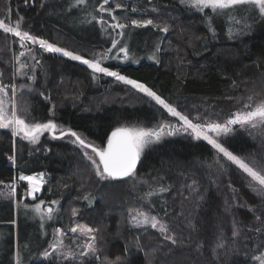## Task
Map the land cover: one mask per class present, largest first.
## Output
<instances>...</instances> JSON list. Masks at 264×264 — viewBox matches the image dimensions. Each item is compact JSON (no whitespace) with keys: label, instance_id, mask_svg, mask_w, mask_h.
Segmentation results:
<instances>
[{"label":"trees","instance_id":"obj_1","mask_svg":"<svg viewBox=\"0 0 264 264\" xmlns=\"http://www.w3.org/2000/svg\"><path fill=\"white\" fill-rule=\"evenodd\" d=\"M56 3L59 0H0V19L15 23L23 17V30L87 59L111 48L113 38L121 39L117 35L120 29L108 27L113 20L107 12H97V20L103 16L108 23L102 26L98 22L99 32L91 37L55 15L49 8H58ZM117 3L123 7L115 9ZM105 7L115 9L113 15L121 22L153 19L168 26L167 33L152 26L124 29L128 38L142 34L150 42L138 43L139 47L127 44L133 58L125 60L121 53L107 65L146 84L190 118L199 115L202 121L222 123L249 96L253 103L264 99V91L255 95L240 87L242 80H264V23L250 33L216 40L204 15L189 11L180 0H110ZM26 44L33 53L21 56L25 49L19 38L0 30V81L16 85L18 107L27 108L29 119H53L97 145H104L119 126L156 127L166 122L181 128L177 118L130 85L101 73L93 79L87 65ZM157 44L161 49L157 59H149ZM118 47L112 50L115 55ZM18 57L29 65L24 70L27 75L17 74ZM33 75L34 81L28 78ZM23 85H30L31 90ZM233 129L219 140L234 154L264 168V129L238 125ZM168 131L145 149L134 178L110 181L95 174L83 149L69 140L74 139L71 136L53 139L46 132L35 145L17 137L13 164L8 159L13 154V137L10 130L0 129V181L8 184L20 174L41 172L48 181L36 200L22 197L21 188L10 197L8 189L0 185L4 193L0 196V227L8 225L12 236L15 205L59 200L62 224L76 222L98 230L94 234L101 250L99 260L91 256L43 260L37 256L26 264H81V259L84 264H258L255 257L264 251V195L253 192L248 187L250 178L206 141L183 130L173 135ZM160 187L168 191L159 193ZM153 190L156 195L145 197ZM84 196H90L91 203ZM133 208L166 222L178 243L164 240L150 227L134 228L129 219ZM73 209L78 215H73ZM234 220L236 236L232 234ZM42 248L43 240L34 244V253Z\"/></svg>","mask_w":264,"mask_h":264},{"label":"snow or ice","instance_id":"obj_2","mask_svg":"<svg viewBox=\"0 0 264 264\" xmlns=\"http://www.w3.org/2000/svg\"><path fill=\"white\" fill-rule=\"evenodd\" d=\"M88 0H75L74 6L84 5ZM182 3L187 4L189 7L195 8L200 12H204L206 9H210L211 12L217 16L226 15L230 19H235L234 13H248L251 15L253 12L257 13L259 16L264 17V0H181ZM28 3V0H25ZM110 0H103L100 4L98 11L101 13L107 12L111 19L115 23L108 25L113 30L120 29L121 31L117 35L121 38L119 40L113 38L111 48L106 49L103 53L97 54L92 59H87L82 55H79L73 51L66 50L64 48L58 47L54 43L40 38L38 36L32 35L29 31L22 29L23 17H19L15 23L11 21L6 23L5 19H0V30L5 34H11L14 37L19 38L20 47L25 49L20 53L21 56L27 54H32L33 49L27 47L26 42H31L32 44H38L44 51L49 53H62L63 56L70 58L74 61H81L83 64L87 65L89 69L92 70L93 79L96 78V73H101L109 77H114L117 81L123 82L126 85H130L133 89L145 94L155 101L156 104L160 105L163 109L167 111L172 117L178 119L181 122V128L177 129L166 122H161L156 127H128L119 126L111 131L110 135L107 136L106 144L97 145L94 142L88 141L86 138L82 137L76 131L71 128H63L59 126L53 119H48L46 122L35 121L34 119H29V114L27 108L21 110L18 107L17 87L15 84H4L0 81V129L10 130L11 136L13 137V154L8 156V159L15 164V138L19 137L22 140H26L29 143L35 145L40 141V137L44 133H51L53 139H60L65 136H71L74 139L71 141L73 144H78L81 149H83V156L91 163L95 174L101 180H125L127 178H134L136 176L137 165L141 160V156L145 149L151 144L159 141L162 135L165 134V130L169 129L168 135H173L175 132L183 130L189 132L194 139L206 141L213 149L216 150L218 154H222V157L231 164L237 166L243 173L250 178L248 187L258 195H264V168H258L253 163L248 162L245 158L234 154L229 150L218 138L222 135H227L231 133L234 129L233 126L238 125L241 128L249 129H264V99L253 103V97H248V102L243 105V107L236 112L232 113L227 120L224 122H217L213 120L202 121L200 116L197 115L195 118H190L189 115L184 114L179 111L176 106L169 103L166 99L162 98L156 91L148 87L146 84L141 83L135 79H130L127 76L121 75L117 71H112L108 67L102 66V62L109 58V54L113 49L118 46V52L116 57L123 54V59L128 60L133 57L130 56V48L127 43L124 42L125 32L124 29L129 27L132 28H147L152 26L158 29L160 32L167 33L169 28L167 25H159L153 19H130L125 22H121L120 19L113 15L115 9H120L123 7L122 4L117 3L115 9L111 7H105L109 5ZM133 12H136L135 8H132ZM155 11V9H154ZM93 20L97 17L93 16ZM209 21V30L214 31L211 27L212 16L207 17ZM98 22L103 26L108 22L104 20L101 16ZM160 45L155 46V51L149 57V59L156 60V52H159ZM113 57V58H116ZM33 58H35L33 56ZM39 63V61H37ZM29 65L27 63H20L19 69H17V74L27 75L24 71ZM3 73L0 72V76ZM30 80H35L36 77L29 76ZM21 87H26L31 90L30 85H23ZM50 115L54 116V111L50 110ZM59 129V136L56 135ZM90 150V152H89ZM17 181L26 182L27 188L26 193L31 196L33 200L37 199L36 193H39L43 186L48 182L46 179V174L41 172L33 175L20 174L18 177H14L11 183L5 184L4 181H0V185H4L8 189V196L15 197L17 192L16 183ZM51 191V189H49ZM168 191L165 187H160L158 189L159 193ZM157 194L156 190L149 191L145 193V197H152ZM4 193L0 192V196ZM85 200L91 203L92 198L90 196H84ZM144 198V197H142ZM19 203V202H18ZM45 201L39 200L31 206L25 204L24 207H31L38 215H40L43 220L45 216L48 219L53 218V213L56 211L52 206L45 207ZM59 200H52L48 202L49 205H58ZM250 211H255L254 208H249ZM73 215H78V212L73 209ZM165 215L167 213L165 212ZM129 216L134 228H152L157 230L164 240L170 241L173 245L177 244V238L174 233H171L169 225L162 219L158 218L156 215H150L138 208H133L129 210ZM257 220H260V216H256ZM237 222L233 221V236L238 234ZM70 231L72 233H78L80 237H87L88 240L83 246V250L79 253L73 252L71 250L66 252H61V249L65 247L64 238L66 233L57 230V239L51 244V251L44 252L45 259L62 258L65 261L75 260L79 258L93 257L97 260L100 259L98 253L101 251L97 245V236L94 234L97 229L91 227L82 226L76 224L71 227ZM256 231H261V229H256ZM75 243V241H73ZM217 247H223V244H218ZM119 259V258H118ZM258 264H264V253L260 256L255 257ZM16 264H22L20 255L17 253ZM81 264H84L83 259H81Z\"/></svg>","mask_w":264,"mask_h":264},{"label":"rangeland","instance_id":"obj_3","mask_svg":"<svg viewBox=\"0 0 264 264\" xmlns=\"http://www.w3.org/2000/svg\"><path fill=\"white\" fill-rule=\"evenodd\" d=\"M99 1L100 0H88V2L84 5L73 7L72 5L75 4V0H59V3H56V5L59 6L58 8L49 9H53L55 11V15H59L61 18H64L66 22L69 21L71 26L76 31H81L86 36L93 37L95 34H97V32H99L98 20L92 19L93 16L97 17V12L99 14ZM181 4L185 6L189 11L203 14L204 23L208 28L209 21L207 17H213V20L211 21V27L212 29H214V31H210V33L216 40L220 39L223 36H235L244 33H250L254 30H258L264 23V17L259 16L255 12L249 15L248 13H244L243 11H241L240 13L233 14L235 19H230L229 16L226 15L217 16L213 14L210 9H206L204 12H200L195 8L189 7L185 3L181 2ZM113 23H115V21H113ZM147 40L150 42V39L142 34H135L133 36L129 35V38L128 35H125L124 37V41H126V43L131 47H139V44H143ZM34 45L39 46L38 44ZM57 54L63 55L62 53ZM20 57L15 59L17 69H19L20 66L19 62H23ZM113 57H116V55L115 53L111 52L109 54V58L103 60L102 66L108 67L112 71H116L107 65V63L112 62L117 58ZM75 62L82 63L81 61ZM96 74L95 76H97ZM246 81L247 82L245 83L244 80L241 81L240 87H242V89L255 95L263 93L264 80L256 79L255 81H250L246 79ZM179 123L181 125V122ZM69 140L72 141V139ZM26 186L27 184H25V188ZM24 205L25 204H19L18 206L15 205L14 207V218L10 223L12 224V236H10L9 229L5 227L8 225H3L2 227H0V264H16L17 253H19L20 255L22 264H26L29 259L37 256L39 257V259L47 260L44 258L43 254L46 250L51 251L50 246L57 239V230L66 233V236L64 238L65 247L61 249V252L71 250L73 252L79 253L83 250V246L86 244L88 238L80 237L78 233H72L70 231L71 227H74L78 223L74 222L69 226L62 224L61 216L59 215L60 208L58 205L45 204V207L52 206L56 209V211L53 213L52 219H48L45 216L43 220L41 219L40 215L32 210L31 207L25 208ZM149 214L154 215L152 213ZM41 240H43V248L39 251V254H36L34 253V244ZM73 241H75V243ZM60 260L63 259L60 258Z\"/></svg>","mask_w":264,"mask_h":264},{"label":"built area","instance_id":"obj_4","mask_svg":"<svg viewBox=\"0 0 264 264\" xmlns=\"http://www.w3.org/2000/svg\"><path fill=\"white\" fill-rule=\"evenodd\" d=\"M22 184H24V187H22ZM25 184H26V182H20V181H17V183H16V187H17V189H20V188H21V195H22V197H24V198H26V199L33 200L31 196H28V195H27V193H26V188H27V186H26V188H25ZM41 192H42V190H41L39 193H36V196H37V197L40 196Z\"/></svg>","mask_w":264,"mask_h":264},{"label":"water","instance_id":"obj_5","mask_svg":"<svg viewBox=\"0 0 264 264\" xmlns=\"http://www.w3.org/2000/svg\"><path fill=\"white\" fill-rule=\"evenodd\" d=\"M114 130V129H113ZM111 133V132H110ZM110 133H109V135H110ZM59 136V135H58ZM105 144H106V142H105Z\"/></svg>","mask_w":264,"mask_h":264}]
</instances>
